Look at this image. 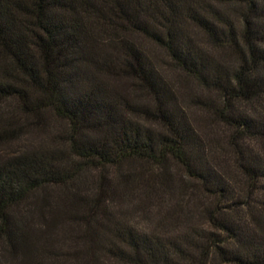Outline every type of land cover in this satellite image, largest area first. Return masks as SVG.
Here are the masks:
<instances>
[{"label": "trees", "instance_id": "obj_1", "mask_svg": "<svg viewBox=\"0 0 264 264\" xmlns=\"http://www.w3.org/2000/svg\"><path fill=\"white\" fill-rule=\"evenodd\" d=\"M140 41L213 94L200 104L229 132L226 148L196 130ZM8 100L66 128L59 146L0 159V248L15 264H264V158L246 143H264V0H0ZM15 132L1 126L0 143ZM168 161L194 187L179 186L173 221L134 224L122 203L138 177L110 172L140 162L165 175ZM144 184L141 203L173 193ZM65 222L74 249L59 254L45 246Z\"/></svg>", "mask_w": 264, "mask_h": 264}, {"label": "rangeland", "instance_id": "obj_2", "mask_svg": "<svg viewBox=\"0 0 264 264\" xmlns=\"http://www.w3.org/2000/svg\"><path fill=\"white\" fill-rule=\"evenodd\" d=\"M140 42L142 49L145 50L160 74L168 81L172 90L176 92L179 105L184 109L196 130L198 132H203L207 141L209 139L213 141V144H215L218 149L226 148L225 143L229 132L214 120L212 113L207 110V107L201 105L202 103H210L213 99V94L203 90L194 80L176 70L162 50L146 42ZM200 42L205 47L204 41ZM109 80L112 83L111 85H113L111 87H114L119 94L127 96L130 101L139 104L146 101L145 95L141 91H137V89L133 88L131 81L123 78H117L115 80L110 78ZM258 109H260V107ZM41 117V120H39L36 116L25 115L19 110L17 104L13 100L0 101V128L2 126V128L17 130L12 137H8L0 143V159L23 152L38 151L45 148L50 149L54 145H60L56 143L60 141L58 138L66 132L65 125L54 118L50 113H44ZM146 124L148 125L149 123ZM154 125L155 124H153V126ZM154 128H156V126H154ZM246 143L249 150L254 154H260V156L264 158V143L256 141H247ZM228 152L229 151L226 149L225 160L227 162H225V165H231L233 168L232 160L229 159ZM165 168L166 174L162 175L163 172L151 164L132 162L123 165L120 169H113L110 172L112 177H117L119 173L124 174L132 172L134 176L138 177V180H141L132 182V188H134V190L138 188L137 185L140 186L139 193H135V196L133 195L131 197V201L122 203L124 207L129 208V219L134 224L145 227L150 224L154 225L165 218V216H167L168 219L169 215L172 219L171 221H173V218L175 219V213L172 212V206L179 201V186L188 184V187H194L193 181L188 179L183 169L175 162L168 161ZM235 175V181L240 184V187L246 188V180L237 174ZM163 177L167 179L165 183L161 181ZM145 182L151 185L155 183L164 191L165 185L167 186L170 184L173 193L170 197L165 195V199L152 198L141 203V200L144 198L143 192L145 191L144 194H146L150 190V188L148 190L144 188ZM60 192L61 190L54 191V193ZM161 193L164 194L163 191ZM254 197V199L259 201L261 199V201L264 202V197ZM201 201H205V199L201 198ZM190 203L192 204V202ZM199 223H202V221L199 220ZM35 224L38 225L39 223L36 222ZM60 224H58L57 227L60 226ZM71 224V222H67V224L65 222V225L55 229L56 238L48 244L49 246L45 247L53 248L55 252L59 254L72 252L74 249L72 248L73 244L69 241L70 238H72L70 232ZM173 229H171V231ZM0 264H15L13 257L1 248Z\"/></svg>", "mask_w": 264, "mask_h": 264}]
</instances>
